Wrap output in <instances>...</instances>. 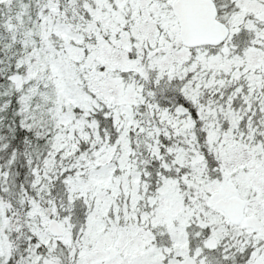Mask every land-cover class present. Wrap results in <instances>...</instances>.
<instances>
[{"label": "snow or ice", "instance_id": "6c2138e0", "mask_svg": "<svg viewBox=\"0 0 264 264\" xmlns=\"http://www.w3.org/2000/svg\"><path fill=\"white\" fill-rule=\"evenodd\" d=\"M0 264H264V0H0Z\"/></svg>", "mask_w": 264, "mask_h": 264}]
</instances>
